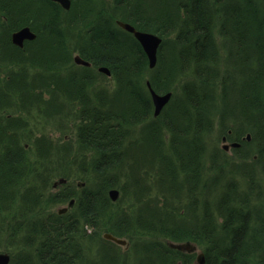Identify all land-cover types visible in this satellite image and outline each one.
I'll list each match as a JSON object with an SVG mask.
<instances>
[{"label": "trees", "instance_id": "16d2710c", "mask_svg": "<svg viewBox=\"0 0 264 264\" xmlns=\"http://www.w3.org/2000/svg\"><path fill=\"white\" fill-rule=\"evenodd\" d=\"M70 1V8L65 10L49 0H0V15L8 20L0 23V49L10 51L17 65L12 72L0 74L2 251L10 252L13 259L16 256L17 264H120L118 250L112 249L119 246L105 239L103 231L133 242L135 264H193L194 253L170 245L184 241L203 245L207 264H264V0ZM45 6H50V14ZM118 20L162 38L153 68H149L140 43L119 27ZM26 25L36 39L19 48L11 42V31ZM74 46L93 66L107 68L115 82L113 97H100L96 103L101 107H85L81 112L76 109L74 115L102 123L103 118L108 119V108L121 97L122 112L116 111V115L120 114L122 121L94 134L88 128L80 129V150L73 153L65 145L68 143L56 140L54 144L46 136L47 130L42 133L37 126L41 123L31 113L35 107L47 117L59 115L64 108L57 98L43 99L48 91L58 94L64 89L67 105L74 107V94L80 95L93 83L90 67L72 61ZM28 65L53 72L54 82L44 83L47 90L45 86L28 87L26 77H19L18 69ZM71 66L74 70L67 69L64 76L58 73ZM57 73L59 78H55ZM39 74L34 84L46 82ZM147 82L157 92L172 93L156 117L152 116ZM104 95L107 97L106 92ZM164 113L170 120L159 119ZM147 118L170 131L173 153L167 155L157 144H149L153 151L144 153L142 161L134 154L127 173L122 165L127 155L124 150L130 145L124 148L122 144L123 124ZM215 122L220 133L232 140L241 142L245 133L251 135L256 151L254 158L249 155L253 168L227 171L226 158L223 161L222 157L214 166L219 153L225 154L223 149H216L211 166H205V135ZM156 126L152 129L157 133L161 128ZM149 137L155 138L151 133ZM90 150L94 154L88 156L84 151ZM172 156H179V167ZM158 157L165 169L162 176L167 177L160 183L164 201L153 204L147 200L135 212L126 210L122 199L116 205L107 192L112 186L109 174H133L141 163L147 175V166ZM87 160L93 163L96 188L92 184L87 190L83 186L80 193L75 189L53 192L54 177L67 181L69 168L84 166ZM177 169L190 174L197 186H181L189 177L184 174L180 182ZM208 170H218V180L230 176L231 183L213 179L210 192L205 183L199 187L202 174ZM238 177L250 180L247 191L237 190ZM185 187L187 193L181 192ZM205 191L209 198L202 199L204 212L199 215L194 213L197 198ZM70 199H74L72 213L52 210ZM259 199L261 206L252 207L259 211L253 214L246 207ZM215 206L223 212V221L215 215ZM127 213L130 219H126ZM94 243L98 244L95 252ZM87 251L89 256H85Z\"/></svg>", "mask_w": 264, "mask_h": 264}, {"label": "rangeland", "instance_id": "374dc122", "mask_svg": "<svg viewBox=\"0 0 264 264\" xmlns=\"http://www.w3.org/2000/svg\"><path fill=\"white\" fill-rule=\"evenodd\" d=\"M45 7L48 8V11L50 14V6H45ZM39 16H40V14L37 13L36 14L37 19L39 18ZM0 17L2 18V20L0 19V23L2 21L5 23L8 22V20H5L3 18L4 16L2 14L0 15ZM33 21H34L33 23H36V21L34 19H33ZM35 39H36V34H35V37L32 39H25L22 43V46H18V45L17 46L19 48H23L25 42L34 41ZM77 47L74 46L73 52L71 54V59L74 63H76L74 60V57L76 55H78L80 58H82L77 51ZM0 53L2 54V55H0V74L2 75V74H6L8 72H12V69H15V66H17L16 64H14L15 58H13V54H10V51H8V50L5 51V50H1V49H0ZM1 57H3V58H1ZM19 65L20 64H18V66ZM79 66H81V65H79ZM97 67L98 66H93V65L90 66V71L92 72V75H93V77H92L93 83H91V85L88 87L87 90H83L82 93H80V95L74 94V98L72 99L73 103H74V107H69L67 105V102L69 99L64 101V99L62 100L56 92L53 93L52 90H50L47 92V94L44 95L43 99H47V98L50 99L52 97L57 98L56 102L59 104V106H62L64 108V111L62 113H60L59 115L58 114L57 115L51 114L50 115L51 118L47 117L45 113H42V114L38 113L37 112L38 109H36L35 107L33 108L34 110L31 113V115H33V117L35 119H37V122L41 123L40 125L37 123V126L40 128L39 130L42 133H44L47 130L46 132L48 135H46V136L50 137L53 140L52 142L54 144H55L56 140H59L58 143H62L63 145L65 143H68L65 145H69V148L73 151V153L76 152L77 150H80V143L81 142L79 141V134H78V131L80 129H82V131H83L86 128H88L90 130V134H91L93 132L95 133L98 130H104L107 126H109L111 124L117 125V123H116L117 121H122L121 120L122 116L120 114L116 115V111L122 112V109L120 106V105H122V104H120V102H121L120 100L122 99L121 97L119 98V100L114 101V105L112 103L111 107L108 108V110H107L108 111V119L106 117L103 118L102 123H98L100 121L94 122L93 120H90V121L87 120L86 121V120L82 119L81 116L74 115V113H73L74 111H76V109H77V112L78 111L81 112L83 110V108H85V107H87V108L91 107V108L97 109L98 107H101L100 105L99 106L96 105V103H98L100 97H101V99L113 97L112 94H113V91L115 89V84H114L115 82L111 76V72L109 71V74H106L105 72L99 70L100 67L98 69H97ZM67 69H69V70L73 69L74 70V67L73 66H71L70 68H64L63 67V69L59 70L58 73L62 72V74L64 76L65 73L67 72ZM18 72H19V77H22V76L26 77V83H27L28 87L32 84V86L34 85L35 87L43 88V86H45L44 83H48L49 81L54 82V80L51 79L52 75H53V72L51 70L50 71L48 70L47 72H43L42 70L35 69V68L31 67L30 65H28V66H22L20 69H18ZM38 72L40 73L39 75L42 74V76L45 78L46 82H44V81L40 82L39 81V82H35V84H34V77ZM57 74H55V75H57ZM58 75L59 76H55V78H57V77L59 78L60 74H58ZM30 76H31V78H30ZM45 88L47 90L48 85H46ZM176 89H178V87H176ZM174 91L178 92L179 90H174ZM38 92H41V91L38 90ZM104 92L107 93V97L104 95ZM168 92L170 93V96H172L171 91H168ZM160 94H162V93H160ZM177 96L179 97L180 94L177 93ZM85 100H87V103L84 104ZM41 102H42V100H41ZM151 103H152V101H151ZM168 103H169V99L166 101L165 106ZM153 106H154V104H152V116L154 114ZM42 108H44V106ZM105 108H106V106H105ZM114 111H115V113H114ZM190 114L192 115L191 110H190ZM164 115H165V117L163 116L162 118H159V119H161L163 122L165 120L166 121L170 120L168 114L164 113ZM127 122L128 123L123 124V129H122V131H124L126 129L125 130V137L123 138L122 144L124 145V148H127L130 145L126 150H124L127 154L126 159L127 158L128 159H127V161L125 159V163L122 165V168L124 170H127V173L130 172V171H128L127 166L131 165L130 162L133 161V159H131V157L134 154H137L138 158L140 156L141 161H142L143 160L142 157H143L144 153L149 152L148 150L153 151L151 149V145H149V144H157V146H160L161 151H163L167 155H171L170 153H173L171 148H169V142L172 139V134L170 133V131L167 128L165 129V128L159 127L158 125L156 126V124L154 123V121L151 118H147L146 120L140 121L138 123H133V122H129V121H127ZM160 123H162V122L160 121L159 124ZM154 126H156V128H161L159 130V132L156 133V130L152 129V128H154ZM118 128H119V126H118ZM220 131L221 130H220V127L217 124V122L214 123V127L212 129L206 131L205 137H206L207 145H206V151L204 154L205 166L206 167L211 166L212 154L217 152L216 149L222 150V145L226 144V145H228V148H227V150H225V154L219 153L220 158L218 156V160L213 162L214 166L215 165L217 166L219 163L222 162V160L224 161V159L226 158L227 171L230 168H234L233 169L234 172L236 170L248 169L249 167L253 168V165L251 162L252 160H251V158H249V155L253 156L254 153H256L255 148L253 147L254 145H252L253 144L252 141L249 142V141L241 140L240 145L238 147H234L231 145L232 142L234 141V140H232L231 137H230L231 139L226 137L225 142L222 141L221 137L226 136V135L221 134ZM150 133L155 136L154 139L157 140V143L154 142V139H151V137H149ZM142 147H145L144 151H143ZM152 147L155 149V146L152 145ZM134 149H136L137 151L135 152ZM138 149H139V152H138ZM91 151L92 150L84 151V152H86L88 156H91L89 154H94ZM237 156H241V157H237ZM254 156H256V154ZM254 156H253V158H254ZM221 157H222V160H221ZM172 159L176 160L174 163L177 167H179V156L178 157L175 156V158L172 156ZM85 165L81 166V165L77 164L75 168L70 167L68 170L69 171V173H68L69 178L67 179V181L65 179H62L64 181H60L61 179H58V177H56V178L54 177L52 180L54 181L53 185H55L56 188L54 189L53 192H58V191L61 192L62 190H65V189H70V190L75 189L76 193H80L81 188L83 186L87 190L90 188V186H92V184H94L93 187L96 188L97 182L95 180V175L92 172V165H93L92 160H87L85 162ZM138 165H140V166L136 167L133 174H127V176L124 175L123 171L119 176H116V175L113 176L112 173L109 174L111 182H112V186L110 188H108L107 192H108V194L110 193L111 190H116V192H117L115 199L113 200L111 198V196H110V199L113 202L116 201L115 202L116 205L119 204V200L122 199V200H120V201H122L121 205L124 206V208H126V210H128L130 212L137 211V209L139 208V206L142 202L149 200L151 203L154 204L156 201H158V204H159V202L164 198L160 194V190L162 188L160 186V183L163 181V179H166L167 177L162 176V169L163 170H165V169L163 168V165L161 164L160 158L158 157V159L151 161L150 165L147 166V168H148L147 175L144 174V172L146 171V168L143 169L141 166V163H138ZM256 167H257V165H256ZM122 168L119 167L118 172H120V170H122ZM115 172H116V169H115ZM220 174L221 173H219L218 170L217 171H215V170L209 171L208 170V172H204L202 174L203 178H201V181L198 182L199 187L202 185V183H205V185L207 187H210L212 180L214 179L217 181L218 178H216V177H217V175H220ZM239 174H240V172H239ZM185 175L189 177L190 174L186 173ZM178 177H179V179L182 178V176H180V174L178 175ZM91 178L93 180H90ZM239 179H240L239 184L236 185L238 187L237 190L240 192H242L244 190L247 191V187L249 185H247V187L245 188L244 184H246V183L250 184V180L247 181V179H244L245 181H242L241 178H239ZM229 180H231L230 176H227L226 178L224 176L222 178H219L218 182L219 183H223V182L224 183L225 182L231 183V181H229ZM183 181H184L183 179L180 180V182H183ZM136 185H138V187L135 188ZM142 185L144 187H142ZM134 189L135 190L137 189L136 194L134 192ZM219 190L222 191L223 190L222 187H220ZM184 191L187 193L188 188L185 187L183 190H181V192H183V193H184ZM208 195L209 194H207L206 191L204 192V194H201V196L198 195V198H197L198 199V202H197L198 203V209H197V212L195 211L194 213L199 214V215L203 214L204 210H203L202 199L205 198V200H207V198H209ZM185 197H187V196H185ZM162 201H164V200H162ZM260 201H261L260 199L256 200V201L252 200L251 207L247 206L246 208H248V207L251 208V212L253 214L257 213L259 211V209H257V208H259L261 206ZM67 203H68V201H66L64 203L57 204L56 206L54 205L52 207V210L57 211L60 207H66ZM252 207H257V208H252ZM213 208L217 210L216 206ZM162 209H163V206H162ZM70 210H71V208H68L64 213H72L73 211L72 210L70 211ZM209 210L211 211L210 208H209ZM216 210H215V215L217 216V214H218L219 216H217V218L223 221V218H225L224 215H222L223 212L220 211L221 209H218L217 211ZM188 211L190 214L193 213L191 210H188ZM88 231H91V230H88ZM103 233L104 232L102 231L101 234H103ZM124 240L126 241L125 244H118L119 247H117V248L112 247V249L118 250L117 262L119 260L120 264L121 263L135 264L137 259H136L135 249L133 248L134 244H133V242L129 243L128 239L124 238ZM143 243H141V244H143ZM180 244L189 245V247L184 246L182 250L184 252L194 253L193 264H199L197 262L196 258L199 254L203 253L204 246L199 245L194 241H188V242L184 241ZM96 249H98V244L94 243L92 250L95 252ZM29 251H30V249H29ZM1 252H4V251H2V249L0 248V253ZM4 253H6V252H4ZM120 253L122 255H120ZM9 254H10V252H9ZM88 254L89 253L87 251L85 256H89ZM91 254L93 255L92 251L90 252V256H91ZM14 255H16V254H14ZM9 257H10V255H9ZM202 259H203V254H202ZM8 264H17L16 256H14V259L10 257ZM202 264H207V263L203 261Z\"/></svg>", "mask_w": 264, "mask_h": 264}, {"label": "water", "instance_id": "95a60500", "mask_svg": "<svg viewBox=\"0 0 264 264\" xmlns=\"http://www.w3.org/2000/svg\"><path fill=\"white\" fill-rule=\"evenodd\" d=\"M53 1H57L59 2L63 8L65 9H69L70 7V0H53ZM117 24L124 30L130 32L133 34V36L135 37V39L140 43L142 49L144 50V52L146 53V56L148 58V64L149 67H153L156 63V54H157V48L158 45L161 41L160 37L153 34V33H149V32H144V31H140V30H136L132 25L128 24V23H124L121 22L120 20L117 21ZM12 42L18 46H22V42L25 39H32L35 37V34L32 33L29 28H23L21 30H18L16 32H14L12 35ZM75 62L77 63H83L88 65L89 62H86L84 60H82L78 55H76L74 57ZM100 71L105 72L106 74H109V70L105 67H100L99 69ZM149 85V84H148ZM151 91V96H152V101L155 107V114H158V112L160 111L161 107L163 106V104L169 99L170 97V93H166L162 96H158L156 95L152 89L150 88ZM237 144H233V146H236ZM60 181H64V180H60ZM110 196L112 199H115L116 197V190H111L110 191ZM104 237L107 239H110L118 244H125L126 241L122 238H118L110 233H105ZM172 247L178 248V249H183L184 246L189 247V245H183V244H170ZM9 255L8 253H4L1 252L0 253V264H8L9 262ZM197 262L199 264H202V253L199 254L196 258Z\"/></svg>", "mask_w": 264, "mask_h": 264}, {"label": "bare ground", "instance_id": "6f19581e", "mask_svg": "<svg viewBox=\"0 0 264 264\" xmlns=\"http://www.w3.org/2000/svg\"><path fill=\"white\" fill-rule=\"evenodd\" d=\"M54 2H56V4L58 3L59 4V6L61 7V8H63V6L59 3V2H57V1H54ZM70 8V7H69ZM63 9H65V8H63ZM65 10H68V9H65ZM121 22H124V23H128V22H125V21H121ZM128 24H130V23H128ZM130 25H132V24H130ZM133 26V25H132ZM29 28V30L32 32V33H34L35 34V32L31 29V27L30 26H22V27H19V28H17L16 30H14V31H11V35L14 33V32H16V31H18V30H21V29H23V28ZM120 27V26H119ZM134 27V26H133ZM135 28V27H134ZM136 29V28H135ZM124 30V29H123ZM137 30V29H136ZM126 31V30H125ZM141 31V30H140ZM128 32V31H127ZM144 32H147V31H144ZM128 33H130V32H128ZM149 33H151V32H149ZM132 34V33H131ZM154 34V33H153ZM133 35V34H132ZM156 35V34H155ZM158 36V35H157ZM160 39H161V41H160V43H159V45H158V48H159V46H160V44H161V42H162V38L160 37ZM24 41V40H23ZM11 42H12V37H11ZM13 43V42H12ZM23 43V42H22ZM14 44V43H13ZM16 45V44H15ZM158 48H157V50H158ZM82 59V58H81ZM148 59V58H147ZM82 60H84V61H86V62H88L87 60H85V59H82ZM156 61H157V54H156ZM76 64L77 65H81V66H83V67H89V65L90 64H88V65H86V64H83V63H77L76 62ZM156 64V63H155ZM148 66H149V64H148ZM155 66V65H154ZM153 66V67H154ZM83 67H81L82 69H83ZM153 67H149V68H153ZM76 71L77 72H79V67H77L76 68ZM78 76H77V80H78ZM149 84V82H147V88H148V92H149V95H150V99H151V101H152V96H151V91H150V88L152 89V91L156 94V95H158V96H162V95H164V94H166V93H169V92H157V91H155L151 86H150V84ZM64 87L67 89V85H64ZM160 93H162V94H160ZM65 94H66V92H65V90L64 89H61V91L60 92H58V95H59V97L63 100L64 99V101H66L67 99H66V96H65ZM170 99H171V96L169 97V101H170ZM152 104H153V101H152ZM165 104H166V102L163 104V106L161 107V109H160V111L158 112V114H153V116L155 117V116H157V115H159L160 114V112L162 111V108L165 106ZM153 108L155 109V107L153 106ZM155 111V110H154ZM226 137H227V135L226 136H223V137H221V139H222V141H224L225 142V140H226ZM228 138V137H227ZM241 140H245V141H249V142H251L252 141V139H251V135L249 134V133H245L242 137H241ZM233 144H237L236 146H234V147H238L239 145H240V141H237V140H234L233 142H232V146H233ZM227 148H228V145H226V144H223L222 145V149L225 151V150H227ZM241 157V156H240ZM120 163V162H119ZM118 163V164H119ZM128 167V171H130L131 170V166H127ZM127 171V170H126ZM177 174H180V176H182V177H186L183 173H181V171L180 170H178L177 169ZM190 176V175H189ZM175 178H178L177 176H175ZM179 179V178H178ZM192 178L191 177H189V178H187V180H186V185H181V186H197V184L196 183H193V182H191L192 180H191ZM247 183L246 184H244V186H245V188L247 187ZM55 186V185H54ZM206 189L210 192V188L209 187H207L206 186ZM109 196H110V194H109ZM114 200V199H113ZM73 205H74V199H70L69 201H68V203H67V206L66 207H60L58 210H57V212L58 213H64L68 208H72L73 207ZM129 214L130 213H127V218L126 219H130V216H129ZM105 233H108V232H104L103 233V237H104V234ZM117 237V236H116ZM105 238V237H104ZM118 238H122V237H118ZM105 239H107V238H105ZM124 239V238H123ZM107 240H110V239H107ZM110 241H112V240H110ZM114 244H116V245H118V243H116V242H114V241H112Z\"/></svg>", "mask_w": 264, "mask_h": 264}, {"label": "flooded vegetation", "instance_id": "af4514ba", "mask_svg": "<svg viewBox=\"0 0 264 264\" xmlns=\"http://www.w3.org/2000/svg\"><path fill=\"white\" fill-rule=\"evenodd\" d=\"M49 1L54 2L53 0H49ZM54 3H56V2H54ZM57 4H58V3H57ZM70 4H71V1H70ZM58 5H59V4H58ZM89 64H90L89 67L92 66V64H91L90 62H89ZM99 67H100V66H99ZM99 67H97V69H98Z\"/></svg>", "mask_w": 264, "mask_h": 264}]
</instances>
